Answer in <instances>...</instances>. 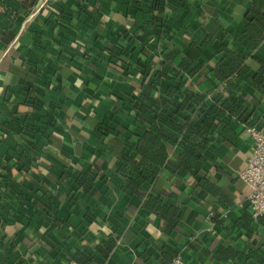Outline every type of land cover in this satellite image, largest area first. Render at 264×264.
I'll return each mask as SVG.
<instances>
[{
  "label": "crops",
  "instance_id": "0c3cea01",
  "mask_svg": "<svg viewBox=\"0 0 264 264\" xmlns=\"http://www.w3.org/2000/svg\"><path fill=\"white\" fill-rule=\"evenodd\" d=\"M249 4L0 0V264H79L75 253L91 255L104 237L117 241L107 264H163L165 247L178 250L187 264H257L246 255L263 247L264 218L245 223L251 189L240 172L252 142L243 121L233 122L235 141L219 138L205 147L198 177L160 178L163 195L175 193L180 205V222L170 235L129 190L128 148L116 138L118 129L139 131L129 97L139 96L146 77L130 62L136 65L144 46L139 35L153 32L155 17L170 12L181 27L150 35L144 47L150 65L162 49L188 52L195 44L201 60L213 66L221 40L209 37L221 28L225 40L243 51L230 32L242 30ZM255 54L264 59V46ZM257 58H247L251 76L261 67ZM200 88H212L210 79ZM244 92L264 129V102L251 84ZM91 168L97 176L85 190L78 180ZM201 178L206 188L195 190ZM211 208L221 213V223L210 217ZM220 249L225 256L219 258Z\"/></svg>",
  "mask_w": 264,
  "mask_h": 264
},
{
  "label": "trees",
  "instance_id": "16d2710c",
  "mask_svg": "<svg viewBox=\"0 0 264 264\" xmlns=\"http://www.w3.org/2000/svg\"><path fill=\"white\" fill-rule=\"evenodd\" d=\"M249 1L247 12L240 18L242 30L230 32L231 38L243 47V51L225 40V28H221L217 35L209 37L221 40L218 52L221 57L213 66L201 60V50L195 44L188 52L178 47L162 49L155 65H150V53L144 48L150 35L161 36L167 33V29L175 32L181 27V20L170 12L155 17L157 24L153 32L145 29L139 35L144 46L136 65L130 64L134 65V71L143 68L146 82L139 96L129 97L139 131L132 126L118 129L116 138L128 148L123 158L129 190L143 199L144 208L161 218L168 235L179 225L180 205L175 193L163 195L164 190L158 187L160 178L166 175L174 182L176 179L187 181L189 177H198L206 162L205 147L219 138L233 142L238 137L232 126L235 120H241L247 126H258L261 121L262 116L247 99L244 86L251 84L264 102V59H258L255 54L264 46V0ZM158 8L163 10L160 4ZM248 57H256L261 64L254 76L250 74ZM204 79H210L212 88H200ZM56 111L57 107L49 114ZM96 176L97 170L89 169L78 180L79 187L88 189ZM206 183L205 178H201L195 190L206 188ZM147 184L153 188L147 190ZM44 203L49 208L53 207L52 201L45 200ZM210 213L214 221L221 223V213L212 208ZM263 218L264 215L259 220ZM245 221L246 225L250 224L252 216L246 217ZM116 245L115 238L104 237L91 255L76 252L75 260L79 264H107ZM173 250L169 247L163 249V255L167 257L163 264H171L179 254L178 250ZM232 252L235 253L234 250ZM218 254L219 258L225 256L224 249H220ZM51 255L55 259L58 256L54 252ZM246 257L249 261L252 259L257 264H264V244L261 249H251Z\"/></svg>",
  "mask_w": 264,
  "mask_h": 264
},
{
  "label": "built area",
  "instance_id": "2783aa9c",
  "mask_svg": "<svg viewBox=\"0 0 264 264\" xmlns=\"http://www.w3.org/2000/svg\"><path fill=\"white\" fill-rule=\"evenodd\" d=\"M246 127L251 138L252 151L246 166L240 172V177L251 189L248 197L251 216L259 219L264 215V129L257 125H246ZM171 264H187V262L179 253Z\"/></svg>",
  "mask_w": 264,
  "mask_h": 264
}]
</instances>
